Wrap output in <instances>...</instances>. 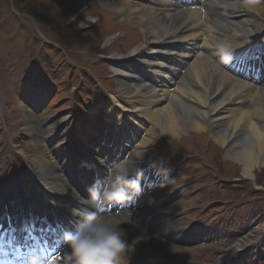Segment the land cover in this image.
I'll list each match as a JSON object with an SVG mask.
<instances>
[{"label":"bare ground","instance_id":"bare-ground-1","mask_svg":"<svg viewBox=\"0 0 264 264\" xmlns=\"http://www.w3.org/2000/svg\"><path fill=\"white\" fill-rule=\"evenodd\" d=\"M256 2L103 0V5L120 16L121 21L139 25L144 40L130 51L129 59L140 64L146 74L140 76L130 63L113 60L117 94L124 98V102L113 107L118 116L125 115L123 126L99 137L88 135L83 146H76L79 127L73 117L65 114L43 125L34 124L32 109L23 106L29 124L26 129L33 140L31 151L28 155L25 153V161L36 178V199L50 196L87 208L77 194L88 198V188L96 180H105L109 169L129 160L134 152L143 151L144 162L136 165L144 175L142 193L131 208L123 206L121 211L131 212L132 219L139 225L135 230L131 225H122L127 231L128 243L132 245L145 230L147 239L135 242L125 262H138L141 257L149 261L156 252L183 254L191 250L196 242L193 229L184 227L179 219L185 209L184 199L173 195L169 186L161 189L159 185L163 180L149 169L155 159V140L151 135L156 128L169 139L192 137L191 132L200 137L209 135L214 145L224 151L225 158L240 165L246 178L255 179L256 170L264 168V56L257 55L253 49L258 59H249L246 65L238 63L241 52L249 48V40L262 31L260 20L264 8ZM242 67L245 70H237ZM248 67L251 70H247ZM62 129H66L61 134L63 143H51L52 137L59 135ZM87 162L98 165L96 169L102 176L95 175L91 179L88 174L91 171H86L87 166H84ZM149 184L154 187L150 188ZM4 201L5 198H0V226H10L9 223L17 219L13 210L8 214L2 211ZM38 207L53 214L46 202ZM20 209L17 214L25 211ZM7 215L11 216L9 222ZM62 216L67 218L69 214L64 212ZM24 224L27 225L25 222L21 226ZM57 227L66 229L65 224ZM58 230L55 233H59ZM262 235L264 224L253 227L225 254L249 245ZM67 251L66 248L57 264H66ZM135 252L138 255L131 254Z\"/></svg>","mask_w":264,"mask_h":264},{"label":"rangeland","instance_id":"rangeland-1","mask_svg":"<svg viewBox=\"0 0 264 264\" xmlns=\"http://www.w3.org/2000/svg\"><path fill=\"white\" fill-rule=\"evenodd\" d=\"M102 1L0 0V194L11 189L13 204L29 184L28 199L35 196L36 188L25 161L33 140L23 106L32 109L34 124L65 114L73 117L79 127L76 146H83V140L92 137L87 130L99 137L123 126L125 115L118 116L113 107L124 102L117 94L113 60L130 63L140 76L146 74L129 59L130 51L144 40L139 25L121 21ZM256 1L264 8V0ZM261 15L262 31L249 43L264 52V11ZM87 17L95 22L79 27ZM64 131L59 130L50 142L61 145ZM191 133L192 137L169 139L156 128L151 135L155 159L149 169L163 181L153 165L169 170L168 178L174 182L168 186L185 201L179 219L193 229L196 242L188 252H157L149 261L264 264V235L225 254L253 227L264 224V168L256 170L255 179L246 178L211 136ZM28 174L32 183L26 181ZM33 200H28L30 208H36ZM135 264L148 261L141 257Z\"/></svg>","mask_w":264,"mask_h":264},{"label":"clouds","instance_id":"clouds-1","mask_svg":"<svg viewBox=\"0 0 264 264\" xmlns=\"http://www.w3.org/2000/svg\"><path fill=\"white\" fill-rule=\"evenodd\" d=\"M71 19H74L71 18ZM87 21L95 22L93 17ZM87 23L80 22L79 27H86ZM145 152L136 151L129 160L117 164L109 169L105 180H96L89 188L88 198H77L90 211L72 209V215L79 217L75 230H66L62 241L67 246L66 264H125V257L134 250V244L140 239H147V234L138 237L130 245L127 241V231L122 225H131L133 230L139 225L132 219L131 212L109 211L110 207L130 205L142 193L141 181L144 179L142 171L136 165L143 163ZM101 163L104 161L101 159ZM157 176L164 181L159 185L161 189L174 182L168 178L169 170L162 166L153 165ZM135 173V178L132 174ZM152 188L154 185L149 184Z\"/></svg>","mask_w":264,"mask_h":264},{"label":"snow or ice","instance_id":"snow-or-ice-1","mask_svg":"<svg viewBox=\"0 0 264 264\" xmlns=\"http://www.w3.org/2000/svg\"><path fill=\"white\" fill-rule=\"evenodd\" d=\"M249 59H258V56L257 55H252V56H249L247 53L243 54L239 60H238V63L241 64V65H246V62L247 60ZM238 71H243L245 70V68H238L237 69ZM247 70H251L250 67H248ZM14 232V230H12ZM10 236H11V239L8 241L9 244H15L17 243V238L14 234H12V232H10ZM28 239H31V237H27ZM13 251H15V249H12ZM0 254L2 255H7V253L5 252V241L0 239ZM0 264H5V262L3 260H0Z\"/></svg>","mask_w":264,"mask_h":264}]
</instances>
